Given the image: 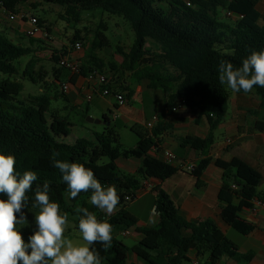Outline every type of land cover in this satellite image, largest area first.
Returning a JSON list of instances; mask_svg holds the SVG:
<instances>
[{
    "label": "trees",
    "instance_id": "obj_1",
    "mask_svg": "<svg viewBox=\"0 0 264 264\" xmlns=\"http://www.w3.org/2000/svg\"><path fill=\"white\" fill-rule=\"evenodd\" d=\"M260 1L45 0L47 4L63 7L65 12L61 18L68 22H80L85 11L101 10L111 15H121L131 23L135 41L129 52L122 47L117 48L124 58L123 63L120 67L110 63V69L118 72L119 68L124 74L134 72L139 81L147 79L151 81L152 88H161L166 97L165 108L169 112L177 107H185L196 109L200 117L207 118L210 135L206 139L192 136L183 138L178 152L181 158L187 148L201 152L202 159L190 171L197 180L198 188L204 187L202 176L213 163L209 149L214 143V131L229 111L231 89L219 82V63L226 60L240 67L253 50H264V15L257 10ZM28 4L30 0H0V11L7 16H15ZM218 10L232 12L237 16V21L234 24L220 21ZM37 20L38 27L49 39L51 28L45 25L43 19ZM107 30L104 23L97 29L88 58L77 74L86 77L95 71L104 74L105 62L96 53L110 47V40L105 34ZM81 33L77 32L72 39L74 44L78 41L83 44ZM25 37L12 38L6 29L0 30V74L7 77L0 79V152L15 156L17 172L22 174L26 170H33L38 174L32 190L26 193L29 204L25 209L39 211L32 207L35 202L34 190L37 185L47 182L50 185V202L58 203L61 214H68V220L75 219L77 229L81 214L76 209L82 207L95 213L100 221L112 224L111 247L104 251L100 243L94 245L103 258L102 264H129L131 254L145 264H192L189 255L193 251L198 258L208 255V264H218L225 257L249 263L255 257L251 252L242 254L238 244L228 239L212 220L194 223L184 219L162 186L152 189L159 223L153 227L137 228L143 239L134 247L127 246L119 239V233L137 223L135 218H126L127 206L137 199V193L145 188V182L151 179L166 181L182 171L180 167L150 155L152 149H160L159 137L169 129V125L160 119L151 132L140 125L131 128L138 142L134 148L124 149L122 156L142 160L136 174L123 172L109 152L108 147L112 144L121 145L118 127L105 128L102 133L95 134L94 140L79 138L73 144L64 142L74 124L56 112L48 119L47 113L55 99L52 86L56 83L62 86L60 80L68 70L60 65L61 61L70 52L68 47L50 48L34 37H28L29 45H24ZM37 42L41 45L35 47ZM149 42L161 52L155 56L157 59L153 58L146 46ZM48 49L51 50L49 61L53 64L50 72L40 66L41 59L37 56V53ZM24 58H29V61L20 74ZM143 65L145 68L141 69ZM169 68L173 72L171 77L167 76ZM20 75L22 79L41 86L40 93L20 100L24 85L12 79ZM49 77L51 82L47 80ZM163 80L166 83L160 82ZM105 88L113 90L109 81L101 89ZM252 92L264 107V88L255 86ZM83 116L87 117V113H83ZM105 120L109 121L106 117ZM257 128L264 131V123L258 122ZM55 153H59L55 159L84 164L94 172L102 186L115 185L120 198L116 207L118 211L109 216L91 205V191L82 192L76 199H71L62 174L53 165ZM214 164L223 170V182L218 193V199L223 204V216L233 230L247 236L256 226L241 214L244 210H252L256 200L264 202V193L259 191L262 175L240 158L230 162L218 159ZM0 198L6 199L3 195ZM184 232L189 235L185 236Z\"/></svg>",
    "mask_w": 264,
    "mask_h": 264
},
{
    "label": "crops",
    "instance_id": "obj_2",
    "mask_svg": "<svg viewBox=\"0 0 264 264\" xmlns=\"http://www.w3.org/2000/svg\"><path fill=\"white\" fill-rule=\"evenodd\" d=\"M257 10L261 15H264V0H261L258 3ZM224 12L227 16V12ZM230 19L232 20L231 24H234L238 18L237 16H233ZM6 20H8V16L4 14L3 11H0V22H5ZM18 25L19 26L13 31V33L8 32L12 38H24L26 32L31 27L28 20H21ZM52 37L53 34L51 32L49 39L45 38L44 40L38 37H34V39L41 40L48 45L47 43L49 42L51 44L53 43ZM80 38L84 39L82 33ZM37 46L38 45H35V47ZM146 46L153 54V58L157 59L155 56L160 55L161 52L151 42ZM63 47L64 46H62V48ZM119 47L123 48V46ZM55 48L62 49L59 47ZM68 51L70 52L68 59L76 61L80 63V65H84L91 50L87 49L84 51L82 50L81 52H76L68 47ZM42 53L44 55L43 57L47 56L50 60V49L42 51ZM96 55L98 56L97 53ZM98 57L105 62L104 75L108 77V80L113 87L112 91L127 96V103L125 106H119L116 99L112 96L104 97L97 92H93L92 84L84 75L72 74L67 70L63 75L65 79L62 82L63 84H69V90L64 93L67 104L80 114L87 113V116H91L97 121L90 123L92 128H85L92 136V140H94L95 134L102 133L105 128L118 127L119 130L120 127V130L126 128L131 131V128L134 125H140L146 129L145 125L151 117L158 115L159 120L161 119L162 123L169 125V129L164 131L159 137L160 149H152L150 155L164 161V152L170 151L177 157L172 165L178 166L182 169V171L166 181L151 179L150 181L145 182V188L137 193V199L135 201L143 200L148 195L154 197L155 194L152 193V189L156 186H162L168 192L171 199L174 201L179 214L184 219L194 223L212 220L221 232L227 236L232 227L223 216V204L218 199V193L223 182V170L217 167L214 164V161L219 159L225 162H230L234 158H240L261 173L262 181L264 183V131H260L257 128L258 122L264 123V107L260 105L259 97L254 92L237 94L231 90L229 111L225 120L214 131V143L209 149V156L213 159V163L209 165L202 176L204 187L198 188L196 186L197 180L188 168L197 165L199 160L202 159L203 156L201 152L187 148L184 151L182 158L178 156V152L181 150L180 146L183 138L192 136L206 139L210 135L211 129L207 118L200 117L198 110L185 107H177L169 112L165 108L166 97L161 88H152L151 81L147 79L139 81L135 77L134 72L126 74L121 72L120 74H122L123 77L119 78L118 75H116L117 72L110 69V64H108L104 58L100 56ZM117 61L119 60L117 59ZM50 65L52 68L53 64ZM121 65L122 64H116V66ZM150 66L152 67L153 65L151 64ZM140 68H145V65L140 66ZM167 76H173V72L170 68ZM72 79H74L73 82L71 81ZM47 80L49 82L52 81L50 77L47 78ZM160 82L166 83L164 80ZM138 88L141 89L138 90ZM89 95H92L91 100L87 99ZM84 104H86V106H84ZM105 117L109 121H106ZM217 133H220V139L217 138ZM137 142L138 138L135 144H137ZM108 149L116 165L123 172L127 174H136L137 170L141 167V159H127L122 156L124 149H118L115 152V155H113L112 146H109ZM261 186L262 183L259 186V191L264 193V189H262ZM151 204L152 208L150 211V217L146 221L127 210L128 213L126 218H135L137 223L134 227L128 228L119 233V236L131 237L139 243L143 239V235L137 228L153 227L160 221L159 214L154 208V199ZM117 211L118 208H116L114 213ZM241 215L256 226L251 234L244 236L246 241L243 245L236 242L242 254L251 252L255 255L249 263L245 264H264V208H257L256 212L244 210ZM184 235L188 236L189 233L184 232ZM189 257L192 260V264H200V259L202 257L198 258L195 251L191 252ZM129 264L145 263L138 260L135 255L131 254ZM218 264L244 263L225 257Z\"/></svg>",
    "mask_w": 264,
    "mask_h": 264
},
{
    "label": "clouds",
    "instance_id": "obj_3",
    "mask_svg": "<svg viewBox=\"0 0 264 264\" xmlns=\"http://www.w3.org/2000/svg\"><path fill=\"white\" fill-rule=\"evenodd\" d=\"M219 82L234 92L241 90L248 94L255 86L264 88V50H253L243 61L242 66L222 60L219 63ZM53 165L62 174L69 196L76 199L82 192L91 191L89 203L107 215H112L120 198L115 185L102 186L94 172L78 162L55 159ZM38 174L26 170L22 174L16 170V158L13 154L0 152V264H102L95 244L100 243L107 251L113 240V225L100 221L88 208H77L80 213L78 231L82 244H76L65 238L68 214H61L60 205L50 202V185L45 182L35 187L33 208L35 229L27 237L21 229L29 226L24 209L28 207L26 195L32 190Z\"/></svg>",
    "mask_w": 264,
    "mask_h": 264
},
{
    "label": "rangeland",
    "instance_id": "obj_4",
    "mask_svg": "<svg viewBox=\"0 0 264 264\" xmlns=\"http://www.w3.org/2000/svg\"><path fill=\"white\" fill-rule=\"evenodd\" d=\"M30 4L21 8L20 15H24L25 19L28 20L30 17L40 18L44 20L46 26H49L52 29L53 34V43H47L51 45V47H69L75 51L74 43L72 39L77 34V32H82L84 37L83 40V48L82 50H90L92 48V43L95 39V32L99 29L102 23L106 24L108 27L107 32L105 33L107 38L110 40V47L101 49L97 51L98 56L104 58V60L110 64H122L123 63V56L120 55L117 51L119 46H123V49L129 52L131 46L135 41V34L132 29L131 23L125 20L121 15H111L108 13H104L101 10H94L91 12L85 11L82 13L81 21L76 22L74 20L67 21L61 18V15L64 14L65 10L63 7L57 5L47 4L45 0H30ZM31 4L35 5L33 7ZM218 19L222 22L231 24L232 20L225 15L223 10H218ZM21 18L15 20H6L5 22H1L0 30L6 29L9 33H13L15 29L19 26L18 23L21 21ZM86 28V30H84ZM36 37L45 40V34L42 32L38 34ZM35 37V38H36ZM26 41H28V37H25ZM24 45H29L28 42H24ZM36 45H41L37 42ZM81 50V51H82ZM76 51V52H81ZM37 56L41 59L40 66H44L46 72H50L51 70V63L49 58L43 57V53L40 52ZM117 59L120 61H117ZM29 61V58H24L21 62L20 66V74H22L26 63ZM120 67V66H118ZM118 75L119 78H122L121 70L118 68ZM7 78L6 76L0 74V79ZM16 81H21L24 85V90L19 96V99H25L30 95H37L40 93L39 85H35L31 83L29 80L22 79L21 75L15 78H12ZM64 77L61 78V82L64 81ZM230 89V88H229ZM52 95H55V99L52 101L51 107L49 112L47 113V118H50V115L53 112L60 114L61 116L67 118L74 126L71 128L70 135L64 138V142L68 144H73L79 138H86L92 140V136L86 129L92 128L90 122L87 120V116L84 117L83 114H80L78 111L73 110L66 102L65 97L63 96V88L60 83H56L52 86ZM86 106V104H84ZM85 108V107H84ZM264 114V113H263ZM264 116V115H263ZM93 118V117H91ZM86 128V129H85ZM120 130V127H119ZM118 130L120 137H121V145L112 144L113 147V155L118 149H131L135 147V143L137 140V136L131 132L129 129L122 128L120 131ZM220 133H217V138L220 139ZM108 161V160H105ZM262 189H264V183L262 181ZM261 190V189H260ZM154 197L148 195L145 199L140 201H135L130 203L127 206V210L131 213L138 216L140 219L146 221L150 217L151 211V203L153 202ZM24 212L27 215L29 226L24 227L21 229L22 236L27 242V237L32 234L33 230L35 229V212L34 210L24 209ZM65 238L71 239L76 244H82V238L80 237V233L76 228V220L69 219L68 225L65 230ZM228 239L232 240L233 242H237L238 244L243 245L246 241V238L238 233L237 231L231 229L229 234L227 235ZM127 246L134 247L138 244L134 239L131 237H122L119 236ZM200 264H208V256H204L200 259ZM245 264V263H244Z\"/></svg>",
    "mask_w": 264,
    "mask_h": 264
},
{
    "label": "built area",
    "instance_id": "obj_5",
    "mask_svg": "<svg viewBox=\"0 0 264 264\" xmlns=\"http://www.w3.org/2000/svg\"><path fill=\"white\" fill-rule=\"evenodd\" d=\"M228 17H233L235 16L232 12H227L226 13ZM9 20H15L18 18H21L22 20L25 19L24 15H20V13L18 15L15 16H8ZM29 23H30V29L26 32V35L30 38L36 37L38 34L40 33H44V31L38 27V20L35 17H30L28 19ZM45 34V33H44ZM46 37V35H45ZM75 47V51H81L83 48V44L82 42H76L74 44ZM74 51V50H72ZM61 66L65 67L68 69L69 72H71L72 74H77L80 72L81 69V65L80 63L70 60L68 59V57L62 59L61 61ZM89 82L92 84L93 86V92H97L99 93L101 96L104 97H109L112 96L116 99V102L119 104V106H125L127 103L126 97L124 96V94H114L109 88H105V89H101L103 86H106L108 84V77L104 74H101L97 71L95 72H91L88 74L87 76ZM63 91L67 92L69 90V84L68 83H64L62 85ZM141 88H138V90H140ZM88 100L92 99V95H89L87 97ZM159 121V117L158 115H154L151 117V119L146 123V129L151 131L153 129V127L155 126V124ZM229 142V141H228ZM230 143V142H229ZM177 157L175 156L174 153L170 152V151H166L164 152V161L172 164L174 161H176ZM194 166H190L188 169L189 171H191L193 169ZM264 208V202H262L261 200H256L255 201V206L254 208L251 210L252 212H256L257 208ZM125 234V233H124ZM197 264V263H195Z\"/></svg>",
    "mask_w": 264,
    "mask_h": 264
},
{
    "label": "water",
    "instance_id": "obj_6",
    "mask_svg": "<svg viewBox=\"0 0 264 264\" xmlns=\"http://www.w3.org/2000/svg\"><path fill=\"white\" fill-rule=\"evenodd\" d=\"M87 120H88L90 123H92V122H97L96 120H94V119L91 118V117H87Z\"/></svg>",
    "mask_w": 264,
    "mask_h": 264
}]
</instances>
